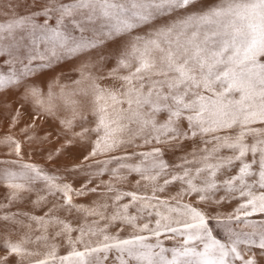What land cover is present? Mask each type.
<instances>
[{
    "label": "snow or ice",
    "instance_id": "snow-or-ice-1",
    "mask_svg": "<svg viewBox=\"0 0 264 264\" xmlns=\"http://www.w3.org/2000/svg\"><path fill=\"white\" fill-rule=\"evenodd\" d=\"M0 117V264H264V0H0Z\"/></svg>",
    "mask_w": 264,
    "mask_h": 264
},
{
    "label": "rangeland",
    "instance_id": "rangeland-1",
    "mask_svg": "<svg viewBox=\"0 0 264 264\" xmlns=\"http://www.w3.org/2000/svg\"><path fill=\"white\" fill-rule=\"evenodd\" d=\"M61 82L64 83V82H67V81L62 80ZM0 118H2V117H0ZM33 159L36 160V162H38V163H44L43 159L40 156H35V157H33ZM104 178L107 179V177H104ZM121 187H124L127 190H134L131 185H121ZM0 192H2V189H0ZM185 202H191V203L195 204V200L194 199H190L188 197H185ZM230 210L231 209H223V208L222 209H219V211H221V212H227V211H230ZM143 222H146V221H141V223H143ZM131 231H132V229H128L125 232V235H127L128 232H131ZM214 235H216L218 238H223V233H222V231L220 229H215ZM181 239L182 238L179 237V236H177V237H175L174 239H171V240L164 239L163 236L161 237V240H162V242L164 243V245L166 247H172L173 245L179 244L180 241H181ZM61 254H63V250L61 251ZM166 255H168L169 258H171V254L170 253H166Z\"/></svg>",
    "mask_w": 264,
    "mask_h": 264
}]
</instances>
